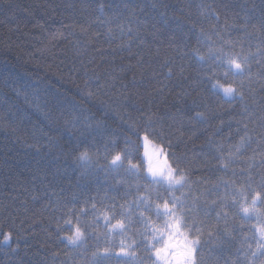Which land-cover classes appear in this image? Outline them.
<instances>
[{
    "label": "trees",
    "instance_id": "16d2710c",
    "mask_svg": "<svg viewBox=\"0 0 264 264\" xmlns=\"http://www.w3.org/2000/svg\"><path fill=\"white\" fill-rule=\"evenodd\" d=\"M262 13L264 0H0V264H91L97 246H108L103 237L99 241L88 239L80 247L65 248V241L53 243L55 221L50 224L49 218L60 215L52 211L53 205L70 200L74 194L79 199L78 210L89 197H95L101 209L100 201L105 196L125 203L120 199L124 185L117 186V191L107 188L119 180L133 183L132 177L120 170L119 175L110 174L105 181L100 172L96 179L85 182L65 155L88 150L93 154L91 163L95 168L106 166L112 154L126 148V136L132 139L127 147L134 150L139 141L124 121L138 122L140 115H154L157 120L164 117V131L172 134L171 151L185 158L182 166L203 169V159L196 154L206 134L194 136V130L181 127L182 117L175 115L176 111H187L185 106L190 104L188 100L183 104L175 102L178 87L171 89L172 94L168 88L154 93L151 111H143L148 108L147 94L159 87L151 72L167 71L159 65L175 55L169 44L180 43L185 34L189 46L196 47V35L201 29L216 40V33L229 31L226 25L238 28L245 23V17L250 18L246 32L253 33L252 38L246 32L232 30L224 39L238 41L235 51L241 50L242 42L244 51L251 45L254 52L259 39L253 25L259 28ZM118 26L133 29L131 47L129 37L122 35ZM258 70L257 66L252 69L253 73ZM158 79L168 82L164 77ZM88 92L93 93L91 98ZM105 106L112 111H106ZM136 107L142 111L137 112ZM73 111L78 115V124L87 116L100 121L101 129H86L80 124L69 131L61 123ZM60 113L64 115L59 121L56 117ZM221 118L227 119L217 116L210 123L219 124ZM227 132L225 126L224 133ZM177 137H182L179 144ZM215 140L223 143L227 151V142L221 136ZM149 141L164 147L168 142L156 137ZM29 145H37L39 150ZM140 145L137 159L139 154L143 158L141 142ZM218 175L222 174L201 170L193 172L192 179L207 177L214 182ZM92 202L89 199V206ZM64 219L60 220L62 225ZM219 223L224 226L225 220ZM231 223L229 217L228 224ZM138 228L139 225L130 226L129 242ZM5 231L12 233L8 243L3 242ZM65 233L71 234L70 226L65 225L60 235ZM121 238L124 237L116 238L117 245ZM243 242L240 234L223 249L205 245L201 252L204 264H231ZM132 251L137 255L129 258L128 264H145L143 250Z\"/></svg>",
    "mask_w": 264,
    "mask_h": 264
},
{
    "label": "snow or ice",
    "instance_id": "6c2138e0",
    "mask_svg": "<svg viewBox=\"0 0 264 264\" xmlns=\"http://www.w3.org/2000/svg\"><path fill=\"white\" fill-rule=\"evenodd\" d=\"M100 11H103L102 5ZM249 19L245 17V23L238 28L226 25L229 31L216 33V40L201 29L196 35V47L189 46L185 34L180 43L169 44L175 55L159 65L160 69L167 71L153 69L151 72V78L157 81L159 87L147 94L148 108L143 111H151L154 93L168 88L172 94L171 89L178 87L180 91L174 94L175 102L183 104L188 100L190 104V107L185 106L187 111L181 108L176 111L175 115L182 117L181 127L194 130V136L206 134L201 151L196 154L197 158L203 159V169L182 166L185 158L171 151L172 134L164 131V117L157 120L154 115L147 118L140 115L138 122L124 121L139 141L134 150L127 147L132 144V139L126 136V148L112 154L106 166L95 168L91 163L93 154L88 150L65 155L85 182L96 179L100 172L104 173L105 181L110 174L119 175L120 170L132 177L133 183L119 180L116 185L107 188V191H117V186L124 185L120 199L125 203H118L116 197L105 196L100 201L101 209L95 197H89L84 200V207L78 210L79 199L75 194L70 200L58 202L53 205L52 211L60 215L49 218L50 224L55 221L53 243L66 241L65 248L80 247L88 239L99 241L103 237L108 246H97L92 253L94 260L91 264L110 261L128 264V259L137 255L133 248L143 250L145 264H204L201 252L205 245L223 249L242 234L244 242L236 249L237 254L231 264H264V13L260 16L259 28L253 25L259 39L254 52L251 45L248 51H244L242 42L241 50L235 51L238 41L224 39L225 35H231L232 30L246 32ZM118 27L122 35L129 37L128 46L131 47L133 29ZM246 35L251 39L253 33L246 32ZM202 48L206 51H201ZM254 66L259 68L256 73L252 71ZM159 77L168 82L165 84ZM221 80L231 82L222 83ZM16 92L21 94L19 89ZM86 95L91 98L93 93ZM200 108L205 111L194 110ZM105 110L112 111L109 106H105ZM135 110L141 112L142 108L136 107ZM63 115L60 113L56 119L60 121ZM217 116H226L227 119L221 118L219 124H211L210 120ZM170 117L175 118L172 114ZM77 119L78 115L73 111L61 125L69 131L80 127V124L86 129L102 127L100 121L90 120L87 116L80 119V124ZM225 126L228 128L226 134ZM217 136L227 142V151L223 143L215 140ZM151 137L167 140V147L153 144L149 151L147 144ZM234 139L235 143H232ZM176 140L179 144L182 137ZM141 141L145 150L143 158L139 154L137 159L136 152ZM111 143L115 145L116 141ZM29 146L39 150L37 145ZM95 155L99 158V150ZM201 170L222 175H218L214 182H209L207 177L193 180V172ZM177 192H180L179 196ZM89 199L93 201L90 206ZM64 216L69 219H64ZM229 217L231 225L228 224ZM61 219H64L63 225ZM221 219L225 220L224 226L219 223ZM133 224L139 225V228L129 242L127 233ZM65 225L70 226L71 234L60 235ZM101 227L102 232L98 231ZM117 237H124L118 245ZM11 239L12 233L5 231L3 242L8 243Z\"/></svg>",
    "mask_w": 264,
    "mask_h": 264
},
{
    "label": "rangeland",
    "instance_id": "374dc122",
    "mask_svg": "<svg viewBox=\"0 0 264 264\" xmlns=\"http://www.w3.org/2000/svg\"><path fill=\"white\" fill-rule=\"evenodd\" d=\"M141 143H142V148H143V152H144V150H145L144 142L141 141ZM152 145H153V143L149 141L148 144H147V147H148V150H149V151L152 150ZM156 146H157V145H156ZM65 242H66V241H65Z\"/></svg>",
    "mask_w": 264,
    "mask_h": 264
}]
</instances>
